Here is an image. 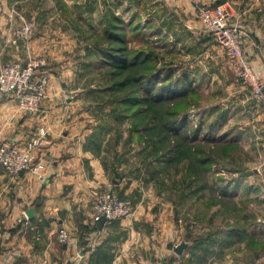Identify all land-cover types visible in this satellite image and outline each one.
<instances>
[{"label":"crops","instance_id":"0c3cea01","mask_svg":"<svg viewBox=\"0 0 264 264\" xmlns=\"http://www.w3.org/2000/svg\"><path fill=\"white\" fill-rule=\"evenodd\" d=\"M111 1L113 6L123 5L127 13L133 4L139 5L148 12L143 13L148 27L160 18L161 26H177V29L190 32L199 23L196 5L225 4L256 71L264 73V0ZM22 3L13 10L6 5V11L0 13V68L10 60L26 61L31 55H47L52 70L49 97L40 111L28 112L19 109L12 95L0 91V140L9 139L25 145L39 126H45L48 135L38 155L48 169L47 176L38 179L28 171L12 175L0 164V262L264 264V216L257 209L249 210V213L246 208L252 201L264 206V198L257 195L247 198L249 201L235 198V195L240 196L239 189L245 184L240 179L234 187L227 185L224 193L237 202V212L222 214L221 226L204 234L207 240H197V234L183 235L179 225L176 236L175 218L166 214L164 208H155L160 206L159 200L146 198L135 188L131 176H121L118 170H124L123 166H117L116 155L108 152L110 131L104 132V128H97V121L81 116L79 103L70 94L74 90L68 82L70 69L68 66L63 68L67 64V55L59 51L62 37L48 32L55 28L50 21L53 7L43 9ZM110 12L125 14L113 9ZM33 19L38 20V27L44 30L42 34L26 42L18 38L14 43L16 31L24 22ZM124 19L129 23L127 15ZM246 110L252 115L245 123L247 125L241 128L237 137H232L229 130L222 133L221 142L245 139L250 134L247 139L255 143L257 137L264 135V129H261L264 127V100L254 102ZM208 138L214 139V136ZM254 148L256 150L257 144ZM239 172L242 174L240 169ZM255 186L251 188L255 190ZM107 187L131 197L135 210L131 215L100 227L95 218L94 203L97 193ZM30 208L35 213L32 218L27 215ZM61 227H66L71 234L68 244L58 240ZM211 235L220 236V241L213 240ZM183 240L190 244L178 254L174 247Z\"/></svg>","mask_w":264,"mask_h":264},{"label":"rangeland","instance_id":"374dc122","mask_svg":"<svg viewBox=\"0 0 264 264\" xmlns=\"http://www.w3.org/2000/svg\"><path fill=\"white\" fill-rule=\"evenodd\" d=\"M20 2L53 7L50 21L55 28L48 32L62 37L59 51L67 55L63 68L70 69L72 83L68 82L74 89L70 94L79 103L81 116L97 121V128L104 132L110 131L108 152L116 155L117 166H123L124 170H118L121 176H131L146 198L159 200L161 207L155 208H164L175 218L176 236L179 225L183 235L197 234V240H207L204 234L221 226L222 214L237 212V202L223 193L227 185L236 186L238 179L245 184L235 198H264V135L256 136L257 143L247 139L250 134L221 142L222 133L228 130L237 137L252 117L246 108L264 99L255 97L238 79L226 48L200 19L191 32L161 26L160 18L148 27L143 20V13L148 12L139 5L133 4L127 13L123 5H111V0H3L4 9L7 5L13 10ZM112 9L123 11L129 19L125 30L129 52L145 56L129 71L112 62L116 55L107 54L118 53L113 48L117 40L108 33L115 15ZM125 14L116 15L124 19ZM35 20L21 26L32 23L30 38L17 37L19 29L16 37L26 42L42 34ZM47 70L51 81L50 64ZM124 74L132 77L130 82L124 81ZM149 77L154 79L152 84L145 81ZM175 84L174 92L170 87ZM177 126L183 136L193 139L198 131L197 139L180 136ZM212 135L214 139L208 138ZM197 148L202 152L194 161L189 155ZM246 208L264 216L260 203L252 201ZM211 236L220 241V236Z\"/></svg>","mask_w":264,"mask_h":264},{"label":"built area","instance_id":"2783aa9c","mask_svg":"<svg viewBox=\"0 0 264 264\" xmlns=\"http://www.w3.org/2000/svg\"><path fill=\"white\" fill-rule=\"evenodd\" d=\"M5 12L3 0H0V13ZM196 13L201 23L226 48L229 61L238 79L251 89L257 98L264 99V73L256 71L248 56L240 33L231 21V13L225 4H198ZM32 23H26L17 32V37L28 39L32 33ZM13 40L16 43L18 38ZM49 61L44 55L30 56L28 60H10L0 68V91L12 95L17 100L20 110L40 111L43 102L49 97L50 74L47 70ZM48 130L39 126L37 132L25 145L14 140H0V164L12 175L31 172L38 179L47 176V164L38 155ZM135 206L131 199L121 196L112 188L101 189L96 196L94 213L97 221L105 219L111 223L116 219L134 213ZM58 240L63 244L71 241V234L66 227L58 231ZM0 264H9L1 261Z\"/></svg>","mask_w":264,"mask_h":264},{"label":"trees","instance_id":"16d2710c","mask_svg":"<svg viewBox=\"0 0 264 264\" xmlns=\"http://www.w3.org/2000/svg\"><path fill=\"white\" fill-rule=\"evenodd\" d=\"M113 17H114V20L112 23H110L111 24L110 26L112 27V29L111 30L109 29L108 33L110 34V36L112 38L117 40V46H115L113 48H115L116 49L115 51L118 53H112L111 51H108L107 54H108V56L111 55L112 57L114 55H116L117 56L116 60L111 59V60H114L112 62H118L117 64H119V66H121L124 69L123 71H129L130 70L129 68L137 65V63H135L136 61L140 62V61L145 60V56H144V54L143 55H134L131 51L129 52V50L127 49V44H126L127 39L125 37L126 36L125 30H126L128 23L120 16L114 15ZM126 69H129V70H126ZM124 76H125L124 81L126 80V81L130 82V80L132 79V77L129 75L124 74ZM150 78L151 77L145 79V81H147V84L153 83L154 79H150ZM143 85H145V83ZM170 89L174 92L177 91V84H175L173 87L171 86ZM175 121H176V119L169 121V122L167 121V122L172 123ZM169 127L170 126H168V128ZM179 128L180 127L177 126V134H179L180 136L185 137L188 140H193V141L197 139L198 133H199L198 131H195V135H194L195 137L193 139L189 135L183 136V134L181 133ZM187 143H189V142H187ZM179 149H180V147H177V150H179ZM201 152H202V150L197 148L195 150V153L190 154L189 157L195 161V160H197L196 158H199V156L197 154L201 153ZM200 158H203V156H200ZM205 158H211V157L207 155V156H205ZM202 166H205V164H203ZM226 192H227V190L225 189L224 193H226Z\"/></svg>","mask_w":264,"mask_h":264},{"label":"water","instance_id":"95a60500","mask_svg":"<svg viewBox=\"0 0 264 264\" xmlns=\"http://www.w3.org/2000/svg\"><path fill=\"white\" fill-rule=\"evenodd\" d=\"M27 215L29 216V218L34 217L35 216L34 209L33 208L28 209ZM104 223H105V219H102L99 221L98 225L101 227V226H103ZM189 244L190 243L188 241L183 240L178 245H176L174 247V250L176 253L182 254L184 252V250L189 246Z\"/></svg>","mask_w":264,"mask_h":264}]
</instances>
